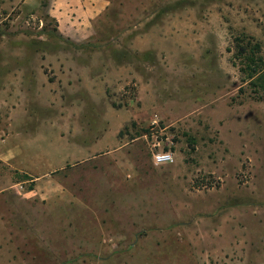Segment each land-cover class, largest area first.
I'll use <instances>...</instances> for the list:
<instances>
[{
  "label": "rangeland",
  "instance_id": "rangeland-1",
  "mask_svg": "<svg viewBox=\"0 0 264 264\" xmlns=\"http://www.w3.org/2000/svg\"><path fill=\"white\" fill-rule=\"evenodd\" d=\"M51 4L0 0V264H264V0H115L87 38Z\"/></svg>",
  "mask_w": 264,
  "mask_h": 264
},
{
  "label": "crops",
  "instance_id": "crops-1",
  "mask_svg": "<svg viewBox=\"0 0 264 264\" xmlns=\"http://www.w3.org/2000/svg\"><path fill=\"white\" fill-rule=\"evenodd\" d=\"M115 0H52L50 15L67 38H87L107 17Z\"/></svg>",
  "mask_w": 264,
  "mask_h": 264
},
{
  "label": "trees",
  "instance_id": "trees-1",
  "mask_svg": "<svg viewBox=\"0 0 264 264\" xmlns=\"http://www.w3.org/2000/svg\"><path fill=\"white\" fill-rule=\"evenodd\" d=\"M237 58L241 60L240 69L257 88L264 92V57L261 54V45L246 43V38L235 39Z\"/></svg>",
  "mask_w": 264,
  "mask_h": 264
},
{
  "label": "built area",
  "instance_id": "built-area-1",
  "mask_svg": "<svg viewBox=\"0 0 264 264\" xmlns=\"http://www.w3.org/2000/svg\"><path fill=\"white\" fill-rule=\"evenodd\" d=\"M174 160V154L172 151H160L154 154V161L156 164H167Z\"/></svg>",
  "mask_w": 264,
  "mask_h": 264
}]
</instances>
